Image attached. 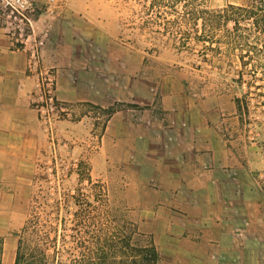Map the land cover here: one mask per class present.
<instances>
[{
	"label": "rangeland",
	"instance_id": "374dc122",
	"mask_svg": "<svg viewBox=\"0 0 264 264\" xmlns=\"http://www.w3.org/2000/svg\"><path fill=\"white\" fill-rule=\"evenodd\" d=\"M29 1L33 32L27 47L34 43L33 38L43 40L38 48L36 68L51 73V94L56 108L47 112V118L41 107L46 92L41 88L42 75H39L32 103L41 122L42 140L32 159L31 178L16 181L10 191L13 194L8 199L10 203L0 206L3 249L0 264H13L14 233L22 226L35 199L53 201L59 198L60 191L74 193L81 187L88 189L86 180L82 183L85 186L80 184L78 173L89 175L93 182L99 183L113 214L121 213L137 224L141 233L137 236L139 242L152 241L142 227L147 206L130 203L135 189L128 186L135 176V167L125 164L123 157L113 156L111 142L105 136L115 111L139 110L146 105H153L154 113L161 118L165 115L160 105H197L201 115L209 117L223 140L225 163L242 169L239 174L245 189L242 193L252 202L248 212L259 215L264 229V150L252 134L247 136V129L252 131V127L238 122L235 115L232 97L240 93L231 81L239 67L235 58L222 61L203 50L200 41L190 40L182 46L167 32H156L164 29L159 21L176 15L163 10H158L157 15L147 11L143 5H148L149 0ZM247 1L203 0V5L214 11ZM61 20L67 22V68L74 74L77 86L81 80H87L89 92L99 97L98 103L103 105L91 101L69 102L56 93V73L41 61V51L51 31L46 35L42 31L43 27ZM16 25L0 5V32H5L1 30L4 27L13 30ZM197 25L201 31L200 20ZM179 27L174 23L168 29L176 31ZM192 27V24L181 25L182 30L193 35L196 29ZM108 107L114 108L111 114Z\"/></svg>",
	"mask_w": 264,
	"mask_h": 264
},
{
	"label": "crops",
	"instance_id": "0c3cea01",
	"mask_svg": "<svg viewBox=\"0 0 264 264\" xmlns=\"http://www.w3.org/2000/svg\"><path fill=\"white\" fill-rule=\"evenodd\" d=\"M48 30L41 61L56 73L57 95L103 105L87 80L77 86L67 68V22L43 27L44 35ZM28 61V52L0 32V206L10 203L16 181L31 178L43 135L32 103L40 74L29 71ZM160 106L163 118L153 105L117 110L105 131L113 156L135 167L130 203L147 206L142 227L158 264H264L262 221L249 214L242 169L225 163L223 140L209 117L197 105Z\"/></svg>",
	"mask_w": 264,
	"mask_h": 264
},
{
	"label": "trees",
	"instance_id": "16d2710c",
	"mask_svg": "<svg viewBox=\"0 0 264 264\" xmlns=\"http://www.w3.org/2000/svg\"><path fill=\"white\" fill-rule=\"evenodd\" d=\"M143 6L156 15L158 10L175 13L174 18L159 21L164 29L156 32H167L182 46L190 40L200 41L203 50L222 61L236 59L239 67L231 77L233 88L240 91L232 97L235 115L238 122L252 127L247 136L252 134L264 150V0L228 4L214 11L205 8L203 0H149ZM174 23L180 29L169 30ZM183 23L192 24L193 35L181 29ZM222 29L225 33H213ZM108 110L111 114L114 108ZM78 174L80 184L86 180L88 189L60 191L53 201L34 200L14 233L13 264H158L160 256L152 241H138L137 224L121 213L113 214L99 183ZM2 250L0 238V259Z\"/></svg>",
	"mask_w": 264,
	"mask_h": 264
},
{
	"label": "built area",
	"instance_id": "2783aa9c",
	"mask_svg": "<svg viewBox=\"0 0 264 264\" xmlns=\"http://www.w3.org/2000/svg\"><path fill=\"white\" fill-rule=\"evenodd\" d=\"M0 5L5 9L6 16L17 22L16 28L13 30L7 29L6 27L1 28L5 31L3 34L7 35L13 45L17 49L24 50L29 54L28 69L32 72H38L42 75L41 88L43 89L44 98H42L41 107L43 112L47 113L53 111L56 106L54 105L52 92L53 78L49 71L42 73L37 70V58H38V48L43 45V40L41 38H33L34 43L27 47L28 39L30 38L33 28L32 21L28 14L31 10V3L29 0H0ZM2 32V31H1ZM62 110V108H60ZM48 118V113L46 114Z\"/></svg>",
	"mask_w": 264,
	"mask_h": 264
}]
</instances>
